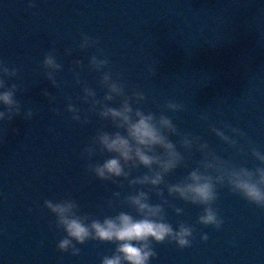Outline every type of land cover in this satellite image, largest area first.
Instances as JSON below:
<instances>
[{
  "label": "clouds",
  "instance_id": "obj_1",
  "mask_svg": "<svg viewBox=\"0 0 264 264\" xmlns=\"http://www.w3.org/2000/svg\"><path fill=\"white\" fill-rule=\"evenodd\" d=\"M95 42L90 37L84 36L81 47L87 48ZM79 63V61H77ZM91 64L100 70L107 66L108 60L94 55ZM44 68L47 70L48 79L56 84V73L62 70V65L57 62L53 52L44 58ZM17 74L16 69H9L0 61V121L12 120L22 113V106L16 99L17 85L9 86L5 76L12 77ZM102 83L107 88L104 100H97L93 89L85 87V100L91 98L93 106L102 105L99 115L103 119H110L117 129L123 131L109 132L100 130L94 138V143L99 150L112 154L102 163L90 165L91 171L101 179L115 180L120 177H130L132 169L141 165L149 171L143 176H137L129 181L131 185H150L152 190L163 197L165 177L179 167L184 156L177 145L170 139L177 131L176 124L169 116L161 113H146L139 107L134 108L132 99L126 96V88L122 83L113 80L110 72L103 74ZM48 95L47 91L44 93ZM122 98L119 107L111 106L109 101ZM137 102L144 99L142 92H136ZM169 110H180L182 105L169 102ZM68 110L73 113L74 120H80L79 109L73 104L68 105ZM24 115L31 118L33 113L28 110ZM227 127H231L230 125ZM216 134L234 147L237 141L220 128H215ZM232 132L239 135V130L232 128ZM196 141L185 135L182 145L191 149ZM199 149L204 152L205 158L199 166L192 169L180 182L167 185L170 196L192 204L202 205L203 212L199 216V223L214 225L220 228L224 221L220 217L213 203L217 199V186L227 184L233 192L240 193L250 202L264 207V166L251 170L247 167H237L229 161L222 160L209 150L207 143H199ZM96 149L88 147L91 156ZM252 154L264 164V151L253 148ZM209 170H212L211 172ZM212 172L215 174L213 175ZM119 196V193H116ZM128 204L135 209L137 215L127 211H120L118 215L107 216L103 220L91 219L78 215V204L72 199L61 202L46 201V206L57 218V224L66 236L58 243L62 251L72 250L74 255L80 249L76 243L83 244L89 239L114 242L115 252L104 256L101 264H151L157 255L153 248V241L164 242L171 239L181 248L191 246L193 227L187 223H180L178 227L167 221L164 205L168 203H152L149 191L136 190L127 196ZM177 215H182L184 209L176 207ZM202 239L207 240L205 233ZM75 242V243H74Z\"/></svg>",
  "mask_w": 264,
  "mask_h": 264
},
{
  "label": "water",
  "instance_id": "obj_2",
  "mask_svg": "<svg viewBox=\"0 0 264 264\" xmlns=\"http://www.w3.org/2000/svg\"><path fill=\"white\" fill-rule=\"evenodd\" d=\"M244 115L250 168L264 151V0H224ZM260 260L264 264V207L255 204Z\"/></svg>",
  "mask_w": 264,
  "mask_h": 264
}]
</instances>
